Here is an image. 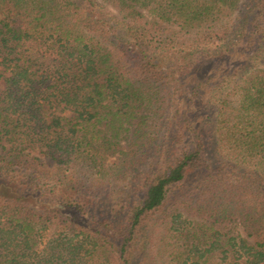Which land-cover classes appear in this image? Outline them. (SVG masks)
Here are the masks:
<instances>
[{
	"label": "trees",
	"instance_id": "1",
	"mask_svg": "<svg viewBox=\"0 0 264 264\" xmlns=\"http://www.w3.org/2000/svg\"><path fill=\"white\" fill-rule=\"evenodd\" d=\"M243 2L0 0V264H264V0Z\"/></svg>",
	"mask_w": 264,
	"mask_h": 264
},
{
	"label": "rangeland",
	"instance_id": "2",
	"mask_svg": "<svg viewBox=\"0 0 264 264\" xmlns=\"http://www.w3.org/2000/svg\"><path fill=\"white\" fill-rule=\"evenodd\" d=\"M248 4L251 5L249 0H244L243 5L241 6L242 13L245 10V5H248ZM238 16H240V18L242 17V15H238ZM248 57L249 56H247L245 52L243 54L241 52V53L235 54L229 61H225V62L222 61L218 64L216 62V63H212L208 65H199L194 68H190L183 77V81H182L183 87H186L187 85L194 83L196 79H202V78H207V77H212L213 80L211 81V83H214L215 81L219 80L224 74H226L227 71L230 70V68H228L229 64H231L232 68L236 67V70H238L237 68L238 66H242V68L247 67V65L245 66L244 63H245V60L248 59ZM263 63H264V56L262 60L249 61V65L247 68H250L251 66H254L256 64L262 65ZM247 68L242 69V70L245 71L247 70ZM210 87L209 85L208 87H205L198 96V100L196 104L198 113L196 112V118H200V116H202L203 114V105L206 103V100H208L209 96L211 95Z\"/></svg>",
	"mask_w": 264,
	"mask_h": 264
}]
</instances>
